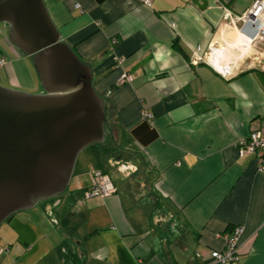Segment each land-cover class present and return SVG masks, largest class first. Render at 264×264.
<instances>
[{
	"label": "crops",
	"instance_id": "crops-1",
	"mask_svg": "<svg viewBox=\"0 0 264 264\" xmlns=\"http://www.w3.org/2000/svg\"><path fill=\"white\" fill-rule=\"evenodd\" d=\"M43 1L91 68L106 135L79 153L60 197L0 226V264H210L238 225L234 264H264V172L236 145L264 129V39L243 44L232 24L253 0ZM4 34L3 75L41 92ZM123 71L133 78L117 84ZM92 170L120 175L109 196L83 199Z\"/></svg>",
	"mask_w": 264,
	"mask_h": 264
},
{
	"label": "water",
	"instance_id": "water-1",
	"mask_svg": "<svg viewBox=\"0 0 264 264\" xmlns=\"http://www.w3.org/2000/svg\"><path fill=\"white\" fill-rule=\"evenodd\" d=\"M0 24L31 57L42 89L33 94L0 83L1 226L66 191L79 153L104 141L106 113L90 66L61 40L43 0H0Z\"/></svg>",
	"mask_w": 264,
	"mask_h": 264
},
{
	"label": "built area",
	"instance_id": "built-area-1",
	"mask_svg": "<svg viewBox=\"0 0 264 264\" xmlns=\"http://www.w3.org/2000/svg\"><path fill=\"white\" fill-rule=\"evenodd\" d=\"M75 4V7H78ZM226 16H229L228 14ZM234 19V20H233ZM232 19V24L236 26L238 35L243 39V44H253L264 39V0H253L251 6L238 16ZM236 22V24H235ZM115 42V40H113ZM116 65L122 66L123 60L116 59ZM6 58L0 57V67L5 66ZM223 77L229 75L228 70L216 69ZM133 76L123 71L117 78V84L131 81ZM142 117L152 119L153 114L148 111L142 112ZM237 149L240 156H254L256 160V170L264 172V129L253 128L249 134L237 141ZM92 183L83 191V199L104 198L109 196L115 188L113 187L107 174L100 170L91 171ZM243 234V226H234L229 233L222 237L225 243L221 251L210 253V264H234L239 261V242Z\"/></svg>",
	"mask_w": 264,
	"mask_h": 264
},
{
	"label": "rangeland",
	"instance_id": "rangeland-1",
	"mask_svg": "<svg viewBox=\"0 0 264 264\" xmlns=\"http://www.w3.org/2000/svg\"><path fill=\"white\" fill-rule=\"evenodd\" d=\"M7 28L5 26V24H0V39L4 38V33L6 32ZM237 36H238V39L240 40V36L238 35L237 33ZM3 53V52H2ZM29 62L31 64V67H32V71L34 73V76L35 78L37 79L38 76H37V73H36V70L34 68V65L32 63V59L29 58ZM1 68V67H0ZM0 83L5 86V87H9V88H14V89H18V90H22V91H25V92H28V93H33V94H36V93H39V92H31V91H28V90H24L18 86H14L12 85L8 80L7 78L3 75L2 73V70L0 69ZM41 87L38 88V90L40 89ZM119 169V167H118ZM109 177L112 178L114 181L120 179V175L118 173H114V172H109ZM131 178V177H130ZM46 200H54L53 198H49V199H46Z\"/></svg>",
	"mask_w": 264,
	"mask_h": 264
},
{
	"label": "trees",
	"instance_id": "trees-1",
	"mask_svg": "<svg viewBox=\"0 0 264 264\" xmlns=\"http://www.w3.org/2000/svg\"><path fill=\"white\" fill-rule=\"evenodd\" d=\"M175 46H177V43L175 42ZM178 48V47H177Z\"/></svg>",
	"mask_w": 264,
	"mask_h": 264
},
{
	"label": "bare ground",
	"instance_id": "bare-ground-1",
	"mask_svg": "<svg viewBox=\"0 0 264 264\" xmlns=\"http://www.w3.org/2000/svg\"><path fill=\"white\" fill-rule=\"evenodd\" d=\"M215 65V64H214Z\"/></svg>",
	"mask_w": 264,
	"mask_h": 264
}]
</instances>
